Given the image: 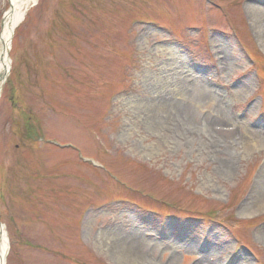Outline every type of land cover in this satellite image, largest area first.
Here are the masks:
<instances>
[{
	"label": "rangeland",
	"instance_id": "1",
	"mask_svg": "<svg viewBox=\"0 0 264 264\" xmlns=\"http://www.w3.org/2000/svg\"><path fill=\"white\" fill-rule=\"evenodd\" d=\"M9 6L0 0V31ZM251 7L39 0L13 38L0 98L8 264H128L118 241L134 234L145 241L135 264H198L211 247L220 264H241L242 254L264 264V235L251 234L264 212L233 213L264 176V147L246 151L250 133L264 131V49ZM164 96L188 105L189 119L162 109ZM221 116L228 127L210 134Z\"/></svg>",
	"mask_w": 264,
	"mask_h": 264
},
{
	"label": "bare ground",
	"instance_id": "2",
	"mask_svg": "<svg viewBox=\"0 0 264 264\" xmlns=\"http://www.w3.org/2000/svg\"><path fill=\"white\" fill-rule=\"evenodd\" d=\"M12 3V10L9 11L6 14L2 33L0 34V75L9 70L11 68L12 60L8 55V52L11 48V38L13 35V31H16V29L20 26L21 23L26 19V16L28 12L37 4L39 3V0H11ZM255 9V10H254ZM251 10H254L253 13H255L257 22H255V25L257 26V30L259 36L261 37L262 41V48L264 49V9L258 8V7H251ZM262 30V31H261ZM223 49V48H222ZM223 52L225 50L223 49ZM230 58L225 57L222 61H225L226 64ZM8 77V76H7ZM6 78L4 80L0 81V97L2 94L3 84H5ZM199 89V88H197ZM180 96L186 97L187 100L191 99V94L188 90H184V88H181L179 90ZM204 92L203 90L199 89V94ZM238 92H241V88ZM208 95H213L211 92L208 93ZM166 100L160 101L161 108H169L173 110L176 108L177 115L179 118L188 120L189 119V106L183 105L180 103V106H172L171 103L173 100L168 101V97L164 96ZM162 98V96L160 97ZM163 99V98H162ZM173 104V103H172ZM183 105V107H182ZM183 108V111H180V109ZM229 121L227 120V116H221V118H215L213 122H211L208 125L207 131L210 134H213L216 130L220 129L221 127H228ZM262 147H264V131L263 130H257L252 131L250 133V138L246 143V151H257L260 150ZM225 169L228 173L231 172V169H233V163L231 161L225 162ZM262 176L264 175V167L260 171ZM264 180V177H263ZM262 180V182H263ZM254 206V212H264V185H261V182L257 180V186L256 190L251 194L250 198L246 200L245 204L242 206L240 212L241 214H244L250 208ZM264 234V233H263ZM261 234L260 236H262ZM118 236V235H117ZM124 238L120 237L121 242L119 243V249L121 250V257L120 259L122 261L127 262L128 264H135L134 261H132V258H137L140 256V247L142 246L145 241L139 237L138 234H134L132 240L130 243L127 241H123ZM124 245V246H123ZM213 251V253L209 252ZM207 254H202L201 259L198 262V264H220L219 260L215 259V255L217 252L220 253L216 248L211 247ZM214 255V256H213ZM243 255V256H242ZM238 257H236V260L238 263L241 261V264H253L250 262V259L248 256L242 254ZM8 256H9V244H8V235L6 232L5 225H0V264H8ZM143 261L145 258H140ZM222 259V257H221ZM117 260V258H116ZM120 260V261H121Z\"/></svg>",
	"mask_w": 264,
	"mask_h": 264
},
{
	"label": "water",
	"instance_id": "3",
	"mask_svg": "<svg viewBox=\"0 0 264 264\" xmlns=\"http://www.w3.org/2000/svg\"><path fill=\"white\" fill-rule=\"evenodd\" d=\"M3 76H0V80H2Z\"/></svg>",
	"mask_w": 264,
	"mask_h": 264
}]
</instances>
